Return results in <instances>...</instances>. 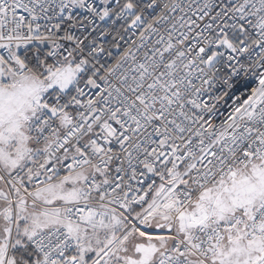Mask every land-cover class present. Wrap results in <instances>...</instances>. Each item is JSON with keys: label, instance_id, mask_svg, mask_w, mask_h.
<instances>
[{"label": "snow or ice", "instance_id": "snow-or-ice-1", "mask_svg": "<svg viewBox=\"0 0 264 264\" xmlns=\"http://www.w3.org/2000/svg\"><path fill=\"white\" fill-rule=\"evenodd\" d=\"M0 264H264V0H0Z\"/></svg>", "mask_w": 264, "mask_h": 264}]
</instances>
